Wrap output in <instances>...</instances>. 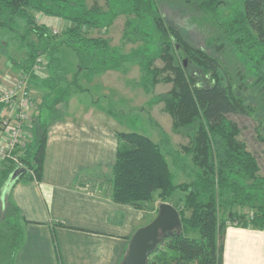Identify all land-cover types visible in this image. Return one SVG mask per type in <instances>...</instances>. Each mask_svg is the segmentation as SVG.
Returning <instances> with one entry per match:
<instances>
[{
  "label": "trees",
  "instance_id": "trees-1",
  "mask_svg": "<svg viewBox=\"0 0 264 264\" xmlns=\"http://www.w3.org/2000/svg\"><path fill=\"white\" fill-rule=\"evenodd\" d=\"M225 1L183 0L182 4L199 12L203 22L217 27L215 43L221 44L228 63L192 43L164 17L158 0H106L110 13L104 16L87 8L85 0H0V12L21 18L27 32L37 38L36 43L26 44V62H17L21 73L28 76L29 85L38 79L31 70L35 60L54 52L60 44L75 52L77 71L101 72L113 67L110 61L114 56L107 41L85 36L82 27L108 25L119 13L133 16L125 26L142 42L132 56L138 59L144 91H151L159 83L171 84L155 102H161L163 112L170 115L173 133L188 137L182 149L189 157L191 180L173 181L160 148L168 137L164 134L154 142L137 132L117 133L112 170L115 202L142 208L156 196L160 203H171L178 210L181 227L169 236H160L147 264H223V235L228 225L264 229V178L259 179L256 158L239 140L240 127L230 119L232 115L253 116L257 110L262 113L259 122L264 123V0H239L231 15L221 19L219 7ZM33 12L68 22L63 39L53 41L49 28L35 23ZM0 27H5L2 21ZM214 39L211 37L209 45ZM49 59L50 63L54 60ZM157 60L162 66L156 64ZM238 65L242 78H252L247 87L251 92L246 96L235 92ZM42 85L56 96L48 104L46 95L35 106L45 107L46 112L32 115L38 125L22 159L25 172L19 179L25 181H40L42 177L46 133L42 113L50 114V118L63 114L70 89L76 88L73 80L65 81L56 71ZM53 108L60 111L54 112ZM121 137L129 139V145L122 144ZM15 167L11 165L0 177V264L13 263L22 241L21 217L9 199V189L1 199L2 187ZM175 198L179 203L173 201ZM237 205H248L253 212L247 215L236 211L233 207ZM189 229L197 231L198 237H189Z\"/></svg>",
  "mask_w": 264,
  "mask_h": 264
},
{
  "label": "crops",
  "instance_id": "crops-1",
  "mask_svg": "<svg viewBox=\"0 0 264 264\" xmlns=\"http://www.w3.org/2000/svg\"><path fill=\"white\" fill-rule=\"evenodd\" d=\"M111 69L116 68L100 76ZM36 84L43 87L35 80L28 84L31 92ZM35 100L37 105L42 102ZM35 106L31 116L43 111ZM64 112L52 118L42 113L46 133L41 180L21 178L9 188L22 228L12 264H121L133 233L155 217L158 205L136 208L112 199L118 147L112 114L84 107L72 97ZM24 142L25 150L29 143ZM11 165L0 162V177ZM223 264H264V229L228 225Z\"/></svg>",
  "mask_w": 264,
  "mask_h": 264
},
{
  "label": "rangeland",
  "instance_id": "rangeland-1",
  "mask_svg": "<svg viewBox=\"0 0 264 264\" xmlns=\"http://www.w3.org/2000/svg\"><path fill=\"white\" fill-rule=\"evenodd\" d=\"M158 1L164 17L186 34L187 38L192 43L205 48L215 57H220L223 61L225 60L221 44L215 43V41H218L216 39L217 27L215 25H212L209 21L203 22L200 19L199 12H195L191 8L186 9L182 4L183 0ZM238 1L239 0H226L219 7L221 9L220 18L226 19L231 15L233 9L238 7ZM85 4L89 9H96L100 13V16L110 13V5L106 3V0H85ZM33 16L36 24H44L49 28L53 36V41L55 42L63 39V33L70 25L63 19L48 17L36 12H33ZM132 17L133 16L125 13H119L113 19H110L108 25L97 28L82 27L85 36L101 37L107 41L108 47L114 56V60H111L110 63L115 67L110 68L116 69H111L107 74L102 73L101 76V72L97 70L91 71L89 69H82L77 71L78 59L75 52L71 48L60 44L54 52L40 55L43 61L36 73L38 76L37 82H42L55 71L59 72V77H63L65 81L73 80L76 86V88L71 87L70 94L67 98L69 99L72 97L73 102L82 103L84 107L92 105L96 109L108 111L109 114L113 116L112 121L115 122L114 125L118 133L137 132L148 136L155 142H158L163 134L168 136L164 141L165 143L160 145V148L168 162L173 181L175 183L189 182L192 177L190 170L187 168V166H190L189 157H185V152L182 149L183 146L188 144V137L173 133L170 115L163 112V104L161 102H155L156 97L165 93L170 88L171 84L159 83L149 92L144 91L141 86L139 62L136 57H133L134 54L132 51L140 47L142 42L138 40L134 34H131L130 29L125 26L128 19ZM0 21L5 25L4 28L0 27V81H2V77L6 74L17 75L21 73L18 68V63H25L27 60L26 44L29 41L36 43L37 38L33 33L27 32L24 21L19 17H10L5 11H2L0 12ZM211 37L216 40H212L214 42L209 45ZM117 56H122V59H118ZM50 57L54 59L51 63ZM182 60L185 61V59ZM228 60L233 61V59L230 58ZM224 62L228 63L226 60ZM231 63L234 64L235 61ZM91 64L94 65V63ZM156 64L159 67L162 66L159 60L156 61ZM12 65H15V71L12 70ZM239 67V65L236 67L235 77H237V81L235 83L233 82L235 84V92L238 95L246 96V94L251 92L247 87L252 78L249 76L242 78ZM241 70H243V66ZM30 83L32 84V82ZM28 88L36 106V98L38 102H43V98L47 95L46 102L51 104L56 96V93H50L45 87L41 88L37 85L32 92L30 87ZM42 108L43 111H45V107ZM56 111H60V108H55L54 112ZM252 114L253 116L232 115L230 119L235 121L240 127L241 131L238 138L244 143L246 149L256 158L259 165L257 175L259 179H263L264 141L261 139H264V123L258 120V117L262 118V113L256 110ZM46 116L50 117V114ZM28 121L26 122L25 131L32 135H29L30 139L28 136L25 139V143H29L24 150L25 157L28 153L26 150L29 149L28 147L32 144L31 140H34L37 130L36 126L38 125L36 119L34 120L35 122L32 121V119ZM120 140L124 145H129L130 143V140L126 138L121 137ZM177 197H179V194ZM262 197L264 200V193ZM176 199L178 198L173 199V201L179 203V199ZM159 202V199L154 196V200L148 202V204L149 206H157ZM233 209L247 213V215H251L253 212V209L248 205H237L234 206ZM219 213L221 214L220 211ZM186 233L189 237L194 238H197L199 235L197 231L190 229L187 230Z\"/></svg>",
  "mask_w": 264,
  "mask_h": 264
},
{
  "label": "built area",
  "instance_id": "built-area-1",
  "mask_svg": "<svg viewBox=\"0 0 264 264\" xmlns=\"http://www.w3.org/2000/svg\"><path fill=\"white\" fill-rule=\"evenodd\" d=\"M42 61V57L35 60L33 73L38 72ZM28 89V76L23 73L6 74L0 81V162L8 161L16 167L23 165L26 122L31 121L35 106Z\"/></svg>",
  "mask_w": 264,
  "mask_h": 264
},
{
  "label": "water",
  "instance_id": "water-1",
  "mask_svg": "<svg viewBox=\"0 0 264 264\" xmlns=\"http://www.w3.org/2000/svg\"><path fill=\"white\" fill-rule=\"evenodd\" d=\"M25 172L22 166L15 167L5 181L1 199L20 176ZM181 227L178 210L168 202H161L155 217L133 233L127 247L126 255L121 264H147L148 255L157 247L160 236H169Z\"/></svg>",
  "mask_w": 264,
  "mask_h": 264
}]
</instances>
